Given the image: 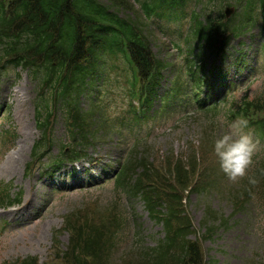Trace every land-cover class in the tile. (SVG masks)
Here are the masks:
<instances>
[{
    "label": "rangeland",
    "instance_id": "1",
    "mask_svg": "<svg viewBox=\"0 0 264 264\" xmlns=\"http://www.w3.org/2000/svg\"><path fill=\"white\" fill-rule=\"evenodd\" d=\"M103 1L110 4L108 0ZM152 29L161 40L152 38L155 41H152L154 52L159 58L174 62L177 52L157 27L152 26ZM262 41L264 37L258 28L233 40L234 51L224 67L238 72L234 59L242 56L247 63L242 75L255 79L258 76L257 49ZM118 77L120 76L114 71L109 73V79L114 82V92L108 90L105 102L108 105L107 113L111 115L116 113L117 104H126L127 101L121 95V91L124 93L122 85L117 87L115 79ZM263 87L260 80L248 89L245 87L244 91L248 90L249 95L256 96L264 93ZM240 95L242 94H237ZM36 97V82L30 74L21 68H8L0 80V185L10 184L13 197L19 194L18 196H22V203L17 207L0 210V224L5 222L7 226L5 230H1L0 226V264L6 259L12 260L30 254L38 256L44 262L50 257V251L54 253L57 233L62 248L69 243L70 234L62 230L66 215L75 211L82 221L86 218L107 219L113 207L123 215L121 218L124 219L127 212L132 213L134 218L125 222L123 233L117 236L118 244L112 250L108 264H137L136 257L147 256L145 252L149 247L164 236L163 226L149 216L142 201L130 202L126 194H120L115 189L113 182L69 189L62 184L71 182L68 175L63 174L54 180L46 175L48 170L44 164L59 152L60 146L55 141L65 133L58 114L53 125L55 140L47 157H43L39 163L34 161L30 172V162L34 159L33 147L40 136L35 116ZM83 102L84 106L89 105L87 96ZM168 127L165 125L153 132L142 148L163 172L168 171L173 155L187 160L198 155L200 150L207 160L202 166L204 172H200L198 178L200 186L188 195L186 206L196 231L192 234V239L200 243L204 261L211 264H264L262 181H254L250 176L252 168L248 169L245 177L238 178L235 182L220 170L212 146L214 140L224 133V125L215 122L212 125L205 119H200L197 122L181 121L172 131ZM6 130L15 133L13 143L8 142L4 134ZM157 132L160 134L156 135ZM120 144L131 146L132 134L107 135L91 148V153L106 158L125 154ZM198 156L202 158L201 155ZM24 215L27 216L23 217ZM207 226L211 228L207 230Z\"/></svg>",
    "mask_w": 264,
    "mask_h": 264
},
{
    "label": "trees",
    "instance_id": "2",
    "mask_svg": "<svg viewBox=\"0 0 264 264\" xmlns=\"http://www.w3.org/2000/svg\"><path fill=\"white\" fill-rule=\"evenodd\" d=\"M162 1L158 3L159 7L169 6V9L176 10L177 5H183L186 0H176V3ZM110 2L111 5L107 6L98 0H0V64L5 61V64L33 67L60 62L64 75L63 94L72 88L73 93L77 94L75 98L78 106L83 92L91 90L95 79L103 73L106 52L119 49V32L127 31L124 20L117 15L118 10H133L135 7L128 0ZM257 4V12L259 14L260 5V15L264 19V0H248L250 16L244 13V18L254 19ZM134 12L140 16L139 11ZM208 24L213 32L210 39L216 34H228L230 29L227 23L221 24V21ZM246 26V23H242L233 31L240 34ZM142 61H148V57L143 55ZM65 75L68 77L65 78ZM77 106L70 96L64 111L66 115L75 118L74 125L80 128L77 131L78 139H82L85 135L81 130H87L92 123H89L90 116L82 114ZM92 117L95 118V115ZM81 118L84 120L80 123L78 119ZM175 157L168 169L172 182L169 180L163 186L161 183L157 185L158 195L153 198L158 205L165 196V202L169 204L165 219L168 236L159 243L155 253L151 252L148 257H136L137 264H205L200 244L189 238L194 231L183 200L186 191L200 186L199 180H195L206 161L197 155L187 160ZM173 216L175 224L172 222ZM65 223V229L73 235L66 256L70 264L109 262L105 259L108 257L106 249L109 240H106L102 231H90L85 222L72 220L70 215L66 217ZM210 228L207 226V230Z\"/></svg>",
    "mask_w": 264,
    "mask_h": 264
},
{
    "label": "clouds",
    "instance_id": "3",
    "mask_svg": "<svg viewBox=\"0 0 264 264\" xmlns=\"http://www.w3.org/2000/svg\"><path fill=\"white\" fill-rule=\"evenodd\" d=\"M222 135L218 136L213 143V151L217 157L220 170L233 182L238 178L245 177L253 163L259 141L255 140L249 132L247 119L238 118L225 123Z\"/></svg>",
    "mask_w": 264,
    "mask_h": 264
}]
</instances>
